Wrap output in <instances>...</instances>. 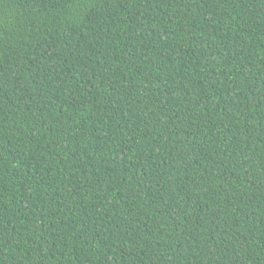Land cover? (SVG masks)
<instances>
[{
  "label": "trees",
  "instance_id": "obj_1",
  "mask_svg": "<svg viewBox=\"0 0 264 264\" xmlns=\"http://www.w3.org/2000/svg\"><path fill=\"white\" fill-rule=\"evenodd\" d=\"M0 264H264V0H0Z\"/></svg>",
  "mask_w": 264,
  "mask_h": 264
}]
</instances>
